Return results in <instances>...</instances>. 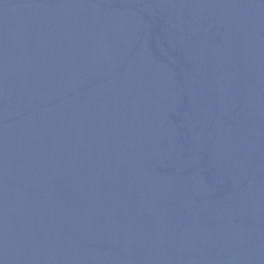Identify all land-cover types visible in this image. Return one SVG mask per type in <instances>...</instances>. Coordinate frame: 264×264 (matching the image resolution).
I'll use <instances>...</instances> for the list:
<instances>
[{"label":"water","instance_id":"obj_1","mask_svg":"<svg viewBox=\"0 0 264 264\" xmlns=\"http://www.w3.org/2000/svg\"><path fill=\"white\" fill-rule=\"evenodd\" d=\"M0 264H264V0H0Z\"/></svg>","mask_w":264,"mask_h":264}]
</instances>
